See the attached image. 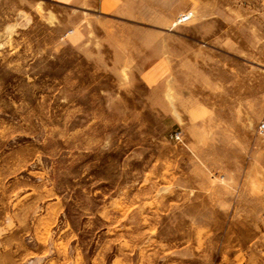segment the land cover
<instances>
[{"label":"rangeland","instance_id":"obj_1","mask_svg":"<svg viewBox=\"0 0 264 264\" xmlns=\"http://www.w3.org/2000/svg\"><path fill=\"white\" fill-rule=\"evenodd\" d=\"M174 1L150 25L0 0V264L22 238L56 264H217L261 235L264 105L231 81L264 79V0Z\"/></svg>","mask_w":264,"mask_h":264},{"label":"crops","instance_id":"obj_2","mask_svg":"<svg viewBox=\"0 0 264 264\" xmlns=\"http://www.w3.org/2000/svg\"><path fill=\"white\" fill-rule=\"evenodd\" d=\"M187 4H189V0ZM176 6L174 0H102L103 10L108 11L109 14H114L121 18L134 20L139 23H148L150 25L168 23L175 14ZM142 17H144V19ZM255 83L258 84L257 88H259L256 92L252 90L254 88L252 85ZM235 86L244 89L241 90V94L238 91L236 96L234 90ZM231 88L232 104L236 103L237 105H241L239 108L241 113L247 114L248 111H250V105L253 104L255 100H258L259 104L264 105V79L261 82L252 80H232ZM256 93L258 95H256ZM263 113L264 106H262L260 111L261 117ZM257 166L261 169L263 174L262 180L256 184V188L260 190L257 196L262 200L261 212L263 220L261 227L257 228V230L261 232V235L256 239L247 241L245 246L242 247V250L238 249L237 254H233L229 258V261L217 264H264V159L261 163H257ZM13 230H15V228ZM21 233L23 236H26L27 232L22 229ZM13 242L14 245H11L10 248L13 249L14 259L10 260L7 264H56L54 260L47 259L45 248H43L42 251H32L33 249L28 246L31 242L29 239L22 238L18 242Z\"/></svg>","mask_w":264,"mask_h":264},{"label":"built area","instance_id":"obj_3","mask_svg":"<svg viewBox=\"0 0 264 264\" xmlns=\"http://www.w3.org/2000/svg\"><path fill=\"white\" fill-rule=\"evenodd\" d=\"M192 17V13L191 12H184V13H181L177 20L175 21V23H181V22H184V21H187L189 20L190 18ZM256 132L257 134L264 140V113L257 125V128H256Z\"/></svg>","mask_w":264,"mask_h":264}]
</instances>
